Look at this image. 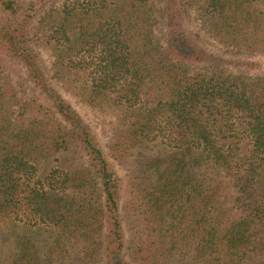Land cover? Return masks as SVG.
<instances>
[{
	"label": "trees",
	"instance_id": "obj_1",
	"mask_svg": "<svg viewBox=\"0 0 264 264\" xmlns=\"http://www.w3.org/2000/svg\"><path fill=\"white\" fill-rule=\"evenodd\" d=\"M43 1L0 0V264H264V74L183 21L264 56V0Z\"/></svg>",
	"mask_w": 264,
	"mask_h": 264
},
{
	"label": "rangeland",
	"instance_id": "obj_2",
	"mask_svg": "<svg viewBox=\"0 0 264 264\" xmlns=\"http://www.w3.org/2000/svg\"><path fill=\"white\" fill-rule=\"evenodd\" d=\"M36 0H16V3L19 7L26 8L27 5L30 2H34ZM66 0H45L42 3H40L37 8L35 9V16H34V23L33 25H36L37 21L39 20V17L48 9L56 6H60L63 2ZM184 21V28L187 34L194 39L206 52L209 54H213L216 56H219L224 59L228 60H244L252 62L251 66H235V65H229L227 71L237 74V75H245L246 77H255L257 75L264 74V56H250L248 58H238L237 56H232V50L229 48L224 47L223 45L215 42L211 38H209L203 30L200 29L199 23L197 22L195 15L192 10H187L186 14L183 18ZM198 69H201L204 67V65H198ZM42 68L43 73L45 74V78L47 81L51 82V58L46 52H43L42 54ZM7 69L10 72H15L16 69H19L15 64L7 63ZM20 70V69H19ZM54 82L52 81V84ZM34 87L32 85H28V92L30 95L33 94ZM61 92V90H60ZM62 95L68 100V102L73 106V108L83 117V119L92 126L93 131L95 133V138L98 146L101 148L103 153L106 155V157L110 159L108 155V149L106 146V135L104 132H101L102 126L98 123L97 117L93 113H91L90 110H88L86 107L81 106L79 103L76 102V100L70 96L65 95L63 92H61ZM35 93L34 95H36ZM41 100L45 102L44 98L41 97ZM120 174L122 173L121 170H119Z\"/></svg>",
	"mask_w": 264,
	"mask_h": 264
}]
</instances>
